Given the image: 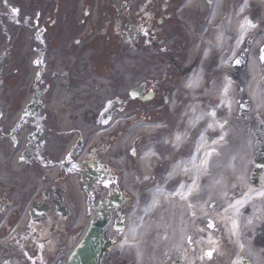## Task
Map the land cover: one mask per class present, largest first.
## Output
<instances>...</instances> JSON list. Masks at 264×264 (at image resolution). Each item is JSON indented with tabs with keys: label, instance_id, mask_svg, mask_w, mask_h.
Segmentation results:
<instances>
[{
	"label": "bare ground",
	"instance_id": "bare-ground-1",
	"mask_svg": "<svg viewBox=\"0 0 264 264\" xmlns=\"http://www.w3.org/2000/svg\"><path fill=\"white\" fill-rule=\"evenodd\" d=\"M186 9L204 16L197 30V44L189 55V59L196 55L198 63L174 92V107H180L179 100L182 111L168 144L144 148L136 169L126 175L127 186L138 201L127 214L128 225L120 243L123 263L130 258L132 264H173L175 260V264H232L239 256L240 264H264V177L257 182L250 164L264 147V0H214L210 10L205 0H186ZM32 55L30 63L34 67ZM241 55H247L245 69L233 64ZM213 58L214 64L209 66ZM187 70L180 65L181 73ZM44 71L56 77L55 70ZM98 87L90 94L84 111L71 112L67 110L69 96L55 87L54 94L63 99L52 102L54 113L61 130L67 133L62 138L66 149H73L76 136L85 142L84 161L114 127L124 130L128 125L130 130L112 148L113 163L119 167L123 161L118 156L126 153L132 136L138 134L144 139L147 133L155 141L154 130L147 126L149 119L139 115L132 122L121 117L103 127H108L106 130L94 133L91 123L99 121L95 109L108 97L107 87L99 84L92 89ZM23 136L18 139L19 148L24 147ZM46 148L42 165L50 167L46 171L53 178L56 165L63 166L53 157L61 159L64 154L54 152L55 140H50ZM159 153H166L173 165L153 184L144 201L142 190L147 183L140 176L149 175ZM7 155V160L0 156V184L9 183L5 177L8 165L15 174L23 171L15 150H8ZM92 163L97 165L96 158ZM74 177H70V183L78 191L79 181ZM240 188L245 189L244 195ZM221 209L218 217L231 228L233 243L208 244L216 242L214 237L220 232L213 215ZM51 224L49 218L38 226L40 236H44L40 245L53 238ZM22 226L20 223L16 232ZM10 264H18L15 256Z\"/></svg>",
	"mask_w": 264,
	"mask_h": 264
},
{
	"label": "rangeland",
	"instance_id": "rangeland-1",
	"mask_svg": "<svg viewBox=\"0 0 264 264\" xmlns=\"http://www.w3.org/2000/svg\"><path fill=\"white\" fill-rule=\"evenodd\" d=\"M156 2L158 11L156 18L161 17L162 12L167 14L169 9H163L165 5H168V1L157 0ZM133 6L134 4L129 3L128 0H98L97 2L96 0H0V156L4 160L8 159L7 152L12 149L11 147L14 144L10 137L14 135L13 127L18 124L16 118H18L23 108L25 99L31 96L32 93L38 94L39 110H41L36 116L40 119L44 116L43 122H39L42 134L44 135L48 130L56 127L54 113L45 106L52 94L54 86L52 79L46 76L44 72H41V74L34 73L35 69L44 68V65L48 66L49 59L52 57L57 59V63V61L61 62L63 60V56L69 55L76 61L75 68H78V70H81L82 65L86 68L88 65L89 68L86 70H89L91 76L94 73L96 76L109 78L111 80V87L108 88L110 94L116 92L123 95V99L132 108L138 105L137 102L129 99L127 92L135 86L137 78H133L129 82L127 81L128 78L132 75L136 77L137 74L142 77L145 74L148 78H159V74H164V78L149 79L145 86V88L150 86L157 88L152 103L160 106L161 97L159 96L167 93L168 81L166 77L171 75L173 81L178 77L177 74L176 77L172 75L174 73L171 70L172 61H175L176 64L186 57L188 46L198 34L197 30L200 29L199 24L203 20V15L184 10L175 18L173 16L172 18H169L170 16L165 17L162 28L166 31L167 39L164 43L158 44L157 48L147 45L146 41L152 35L149 30L141 35L140 48L125 50L130 47L119 40L125 30L124 23H121L120 20H123L122 13H129ZM88 7L89 14L85 17V8ZM14 9L18 11H13ZM91 9L96 12L93 19L90 16ZM91 20H97V23L92 25ZM87 24H90L88 32L85 30ZM40 29H42L41 32ZM177 32L179 36L173 34ZM94 37H96L95 42L93 41ZM164 47L165 50H163ZM39 50L41 60L36 63V68H32L28 61L29 55L35 54V51ZM148 51L153 54H148ZM244 60L241 55L236 58L233 64L240 65L241 69H244ZM84 61L87 62L83 63ZM128 61L131 62L132 67L127 69L130 76L128 75L126 79L124 76L122 78L120 72L122 67L125 66L124 63ZM152 63L156 65H151ZM212 64H214V58L209 66ZM155 67H159L160 73L157 75L148 71ZM152 103L147 104L146 107H151ZM122 106L126 107V105ZM34 107L36 108V106ZM28 114L30 113L25 111L24 121L20 123L18 131L31 132L38 130L35 117H30ZM149 115L151 117H162L160 111L150 110ZM27 120H30V122ZM34 148L35 155L28 154V157L32 160L38 154H41V152L36 154V145H34ZM263 156L264 147L257 152L256 157ZM160 170L161 168H158V174ZM20 173L15 174L9 165L5 170V177L15 187L14 192H24L30 185V182L25 183L23 180L25 171ZM20 180L23 181L20 182ZM58 185L68 188L64 180L60 181ZM48 188L52 189L50 184ZM50 189H48L49 193L52 191ZM17 195L19 196H14L11 200L21 199L22 194ZM68 199L75 207L74 196H69ZM143 200H146V195ZM18 205L16 203L12 206L17 208ZM58 223L60 226L56 230L53 229V232L60 234L61 231L66 230L62 226L68 224L60 221ZM83 228L81 230L74 229V244L79 241L84 231ZM60 229L61 231H59ZM12 244L18 245L19 243ZM15 249H19V247ZM68 251V249L64 250L58 256L64 255L66 260ZM17 256H21V264H39L38 259L33 260L23 251H20ZM30 256H33L32 253H30ZM121 260L115 255L112 257L110 255L109 258L105 256L102 264H121Z\"/></svg>",
	"mask_w": 264,
	"mask_h": 264
},
{
	"label": "water",
	"instance_id": "water-1",
	"mask_svg": "<svg viewBox=\"0 0 264 264\" xmlns=\"http://www.w3.org/2000/svg\"><path fill=\"white\" fill-rule=\"evenodd\" d=\"M134 94H132L133 96ZM105 222L97 223L89 228L81 245L72 254L67 264H98L100 255V233Z\"/></svg>",
	"mask_w": 264,
	"mask_h": 264
},
{
	"label": "snow or ice",
	"instance_id": "snow-or-ice-1",
	"mask_svg": "<svg viewBox=\"0 0 264 264\" xmlns=\"http://www.w3.org/2000/svg\"><path fill=\"white\" fill-rule=\"evenodd\" d=\"M13 11H18V10H15V9H14ZM253 26H254V25H253ZM262 58H264V57H262ZM208 255L210 256V255H211V253H209Z\"/></svg>",
	"mask_w": 264,
	"mask_h": 264
}]
</instances>
